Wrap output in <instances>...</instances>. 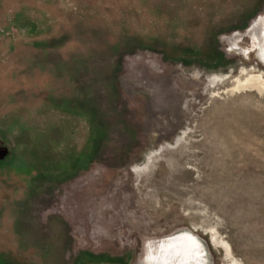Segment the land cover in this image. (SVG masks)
<instances>
[{"label":"rangeland","instance_id":"rangeland-1","mask_svg":"<svg viewBox=\"0 0 264 264\" xmlns=\"http://www.w3.org/2000/svg\"><path fill=\"white\" fill-rule=\"evenodd\" d=\"M260 17L0 0V264H144L183 231L207 264H264V91L240 87L264 78L243 48Z\"/></svg>","mask_w":264,"mask_h":264},{"label":"bare ground","instance_id":"bare-ground-1","mask_svg":"<svg viewBox=\"0 0 264 264\" xmlns=\"http://www.w3.org/2000/svg\"><path fill=\"white\" fill-rule=\"evenodd\" d=\"M264 30V18L258 20L255 27L251 31V37L257 40L258 43V58L264 62V36L261 33ZM256 42V41H255ZM233 46V45H232ZM238 43H234L233 47H237ZM245 86L249 90L264 91V78L261 76H252L244 83L240 82V87ZM196 237L187 231L177 232L175 234L161 237L146 243V252H154L151 258V264H183V255L187 248H190L191 239ZM149 246H153L149 248ZM151 255V254H150ZM149 260V258L147 259ZM147 260L144 264H149Z\"/></svg>","mask_w":264,"mask_h":264},{"label":"flooded vegetation","instance_id":"flooded-vegetation-1","mask_svg":"<svg viewBox=\"0 0 264 264\" xmlns=\"http://www.w3.org/2000/svg\"><path fill=\"white\" fill-rule=\"evenodd\" d=\"M261 18H264V17H260L259 19H261ZM259 19L255 20L252 23V25L247 29L246 37L248 38V41H249V47H243L244 50L247 51L246 56H249L251 53H257L258 54L257 40L254 39L253 37H251L250 34H251L252 29L255 27V24L258 22ZM261 33H263V36H264V30ZM240 44H241V42H240ZM233 46H234V42H233ZM233 46L230 49L232 52H237L236 50H241V46H239V44L237 47H233ZM190 244H191L190 248H187L186 252L183 255V258H182L183 264H207L206 260H205L206 254H204V251H205L204 244L197 237L192 238ZM152 247L153 246H149V248H152ZM152 249H151V251H149V256H148L149 260H147V262H149V264H151V258L153 257V254H154Z\"/></svg>","mask_w":264,"mask_h":264},{"label":"water","instance_id":"water-1","mask_svg":"<svg viewBox=\"0 0 264 264\" xmlns=\"http://www.w3.org/2000/svg\"><path fill=\"white\" fill-rule=\"evenodd\" d=\"M8 153V150L7 149H2L1 150V153H0V158L4 157L6 154Z\"/></svg>","mask_w":264,"mask_h":264}]
</instances>
